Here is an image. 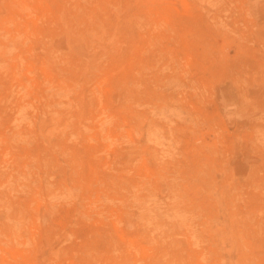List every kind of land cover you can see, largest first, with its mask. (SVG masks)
Here are the masks:
<instances>
[{"label":"rangeland","instance_id":"1","mask_svg":"<svg viewBox=\"0 0 264 264\" xmlns=\"http://www.w3.org/2000/svg\"><path fill=\"white\" fill-rule=\"evenodd\" d=\"M0 264H264V0H0Z\"/></svg>","mask_w":264,"mask_h":264}]
</instances>
